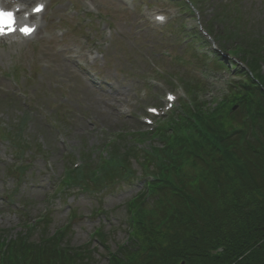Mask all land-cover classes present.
Instances as JSON below:
<instances>
[{
    "label": "rangeland",
    "instance_id": "374dc122",
    "mask_svg": "<svg viewBox=\"0 0 264 264\" xmlns=\"http://www.w3.org/2000/svg\"><path fill=\"white\" fill-rule=\"evenodd\" d=\"M14 1L35 0L8 3ZM185 1L49 0L36 36L0 43V243L26 235L27 222L46 210L49 236L74 217L64 242L88 247L89 264H108L109 253L127 241L128 204L147 181L141 161H131L136 178L86 190L62 186L66 169L87 157L97 163L112 136L128 137L127 146L156 141L137 142L132 133L149 129L146 106L162 104L167 89L192 90L199 83L203 98L218 92L209 77L220 69L211 58L212 43L189 38L183 21L194 32L200 20L222 49L264 47V0H191L196 15L174 8L171 26L151 22L154 5L186 8ZM223 34L229 41L219 38ZM236 55L247 68L244 53ZM21 158L26 170L13 171ZM40 224L31 241L42 237Z\"/></svg>",
    "mask_w": 264,
    "mask_h": 264
},
{
    "label": "trees",
    "instance_id": "16d2710c",
    "mask_svg": "<svg viewBox=\"0 0 264 264\" xmlns=\"http://www.w3.org/2000/svg\"><path fill=\"white\" fill-rule=\"evenodd\" d=\"M243 53L258 80L242 70L247 82L232 98L184 107L148 146H127L122 135L102 161L92 164L85 157L70 173L72 185L84 190L136 178L133 158L156 175L129 202V237L109 253L108 264H264V49L252 44ZM217 64H225L220 54ZM132 139L152 136L134 132ZM49 223L47 217L38 226L39 241L30 240L32 226L8 239L0 264H89L91 250L64 242L67 230L49 236ZM98 235L106 244V235Z\"/></svg>",
    "mask_w": 264,
    "mask_h": 264
},
{
    "label": "snow or ice",
    "instance_id": "6c2138e0",
    "mask_svg": "<svg viewBox=\"0 0 264 264\" xmlns=\"http://www.w3.org/2000/svg\"><path fill=\"white\" fill-rule=\"evenodd\" d=\"M43 5H38L34 11L40 12L43 10ZM159 19H163V17H159ZM17 30L15 27V21H14V14L12 12L4 11L2 8H0V35H6L9 34L12 31ZM19 31L24 33V35H29L33 31L30 27H23L19 28ZM169 99H174V97H169ZM152 111H155V109H152Z\"/></svg>",
    "mask_w": 264,
    "mask_h": 264
},
{
    "label": "water",
    "instance_id": "95a60500",
    "mask_svg": "<svg viewBox=\"0 0 264 264\" xmlns=\"http://www.w3.org/2000/svg\"><path fill=\"white\" fill-rule=\"evenodd\" d=\"M184 264V263H183Z\"/></svg>",
    "mask_w": 264,
    "mask_h": 264
}]
</instances>
